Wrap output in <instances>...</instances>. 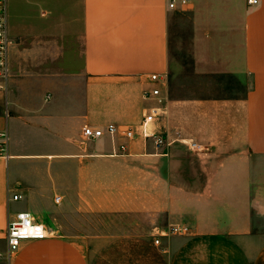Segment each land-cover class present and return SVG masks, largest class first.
Here are the masks:
<instances>
[{"label":"crops","instance_id":"obj_1","mask_svg":"<svg viewBox=\"0 0 264 264\" xmlns=\"http://www.w3.org/2000/svg\"><path fill=\"white\" fill-rule=\"evenodd\" d=\"M170 1L8 0L0 264H92L91 245L103 240L92 215L126 219L116 235L133 242L187 225L154 242L167 264H264V0ZM179 12L191 17L194 76H231L244 89L177 88L191 77L170 67ZM153 87L162 101L144 96ZM153 107L162 149L123 133ZM87 125L105 133L88 137ZM21 210L48 236L9 255V219Z\"/></svg>","mask_w":264,"mask_h":264},{"label":"rangeland","instance_id":"obj_2","mask_svg":"<svg viewBox=\"0 0 264 264\" xmlns=\"http://www.w3.org/2000/svg\"><path fill=\"white\" fill-rule=\"evenodd\" d=\"M191 27L189 12L176 14L170 33V67L174 73L191 75L187 81H177V88L190 89L192 93L206 95L232 94L244 89L234 82L231 76H194L195 56ZM87 223L96 233L103 235V240L91 245L93 250L95 249L92 264H167L162 252L155 246L152 236L145 241L134 242L128 241L126 236H117L130 228L126 219L112 215H92L87 219Z\"/></svg>","mask_w":264,"mask_h":264},{"label":"built area","instance_id":"obj_3","mask_svg":"<svg viewBox=\"0 0 264 264\" xmlns=\"http://www.w3.org/2000/svg\"><path fill=\"white\" fill-rule=\"evenodd\" d=\"M182 4L185 5L189 0H181ZM249 3H257L258 0H248ZM178 6L177 0L170 1V7L176 8ZM12 44V38L10 35L9 24H8V0H0V89H6L10 77V65H9V52ZM153 81L162 82L166 79L165 76L154 73L151 75ZM143 94L147 98L161 99V90L159 87L146 88ZM160 108L153 107L151 111L146 113L138 128H128L123 133L127 138H136L142 136L144 138H154L157 149H162L164 146L169 145L166 137L162 134L154 132L152 124L155 119L159 116ZM110 134L118 132V126L116 124H109L106 128ZM105 133V128L95 127L87 125L84 127V134L91 138H97ZM7 143L6 131L0 130V153H5ZM196 146V143H194ZM124 147V146H123ZM18 194H14L10 198L17 199ZM56 200H60V196H56ZM190 231L187 225L172 224L166 228L165 231L160 232L154 238L156 244H160L161 236L168 234H186ZM48 236V228L46 225L32 215L31 212L26 210L18 211L13 217H10L8 230H7V243H8V254L19 249L21 243L25 239H42ZM2 251H0V257H2Z\"/></svg>","mask_w":264,"mask_h":264}]
</instances>
